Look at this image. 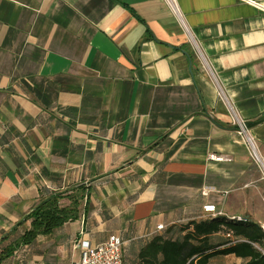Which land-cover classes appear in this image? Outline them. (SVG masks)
I'll use <instances>...</instances> for the list:
<instances>
[{
  "label": "crops",
  "instance_id": "crops-1",
  "mask_svg": "<svg viewBox=\"0 0 264 264\" xmlns=\"http://www.w3.org/2000/svg\"><path fill=\"white\" fill-rule=\"evenodd\" d=\"M174 1L181 16L168 0H0L2 248L52 193L82 185L90 201L2 264H75L78 241L112 234L142 264L156 235L219 214L264 229V168L218 91L264 160V0Z\"/></svg>",
  "mask_w": 264,
  "mask_h": 264
},
{
  "label": "trees",
  "instance_id": "trees-1",
  "mask_svg": "<svg viewBox=\"0 0 264 264\" xmlns=\"http://www.w3.org/2000/svg\"><path fill=\"white\" fill-rule=\"evenodd\" d=\"M64 200H67L66 204ZM84 200L86 212L90 201L86 198V187L82 185L43 198L24 217L31 221V226L22 237L13 246L4 249L0 244V262L12 256L19 246L33 244L38 236L51 234L66 222L78 219ZM221 215L190 221L179 228L177 235H169L171 230L156 235L140 250L142 264H209L214 257L228 255L246 260L243 264H264L262 226L244 217L239 220ZM228 233L237 241L232 242L234 239L227 237ZM214 235L220 237L212 239ZM223 236L226 238L223 239Z\"/></svg>",
  "mask_w": 264,
  "mask_h": 264
},
{
  "label": "built area",
  "instance_id": "built-area-1",
  "mask_svg": "<svg viewBox=\"0 0 264 264\" xmlns=\"http://www.w3.org/2000/svg\"><path fill=\"white\" fill-rule=\"evenodd\" d=\"M173 10L180 15L179 9L174 0H168ZM259 8H263L264 6L258 4ZM181 16V15H180ZM182 19V18H181ZM184 22V21H183ZM213 78L217 81V77L213 74ZM219 98L225 103L229 114L232 117L233 123L236 125L237 133L243 138L247 147L249 149V153L252 159L258 163L261 167L264 168V160L260 154L257 141L250 134L247 121L244 117L240 115L238 110L236 109L233 101L228 98L225 90L221 85H219ZM211 159L220 160L223 157L211 154ZM208 211H214V206H207ZM233 219H243L241 216H233ZM164 226L162 224L157 226V230L163 229ZM227 237L233 238L230 233L227 234ZM234 239V238H233ZM237 240H233L232 242H236ZM76 247L80 249L81 256L79 262L75 264H123V240L119 235L112 234L109 238L98 244H91L87 240H80L76 243ZM1 251V248H0ZM0 264H2L0 262ZM23 264H37L34 261H28Z\"/></svg>",
  "mask_w": 264,
  "mask_h": 264
},
{
  "label": "rangeland",
  "instance_id": "rangeland-1",
  "mask_svg": "<svg viewBox=\"0 0 264 264\" xmlns=\"http://www.w3.org/2000/svg\"><path fill=\"white\" fill-rule=\"evenodd\" d=\"M216 264H221V263L217 262ZM227 264H228V263H227ZM229 264H231V263H229Z\"/></svg>",
  "mask_w": 264,
  "mask_h": 264
}]
</instances>
